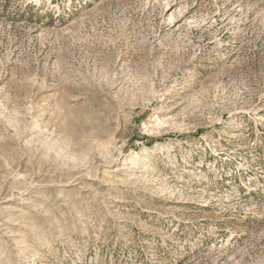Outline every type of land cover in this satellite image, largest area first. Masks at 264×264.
Instances as JSON below:
<instances>
[{"label":"rangeland","instance_id":"1","mask_svg":"<svg viewBox=\"0 0 264 264\" xmlns=\"http://www.w3.org/2000/svg\"><path fill=\"white\" fill-rule=\"evenodd\" d=\"M0 264H264V0H0Z\"/></svg>","mask_w":264,"mask_h":264}]
</instances>
